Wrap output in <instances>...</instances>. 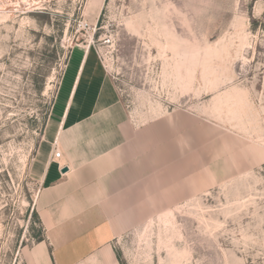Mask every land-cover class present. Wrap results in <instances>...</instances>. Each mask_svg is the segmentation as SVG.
<instances>
[{
	"label": "rangeland",
	"instance_id": "1",
	"mask_svg": "<svg viewBox=\"0 0 264 264\" xmlns=\"http://www.w3.org/2000/svg\"><path fill=\"white\" fill-rule=\"evenodd\" d=\"M88 45L134 124L189 127L186 179L114 241L120 263L264 264V0H0V264L43 238L31 164Z\"/></svg>",
	"mask_w": 264,
	"mask_h": 264
},
{
	"label": "crops",
	"instance_id": "2",
	"mask_svg": "<svg viewBox=\"0 0 264 264\" xmlns=\"http://www.w3.org/2000/svg\"><path fill=\"white\" fill-rule=\"evenodd\" d=\"M188 130L176 116L134 124L92 46L74 49L31 164L44 234L29 264H121L114 241L186 179Z\"/></svg>",
	"mask_w": 264,
	"mask_h": 264
},
{
	"label": "built area",
	"instance_id": "3",
	"mask_svg": "<svg viewBox=\"0 0 264 264\" xmlns=\"http://www.w3.org/2000/svg\"><path fill=\"white\" fill-rule=\"evenodd\" d=\"M62 156V153L59 149H57V147H55V153L53 155V159H60Z\"/></svg>",
	"mask_w": 264,
	"mask_h": 264
},
{
	"label": "water",
	"instance_id": "4",
	"mask_svg": "<svg viewBox=\"0 0 264 264\" xmlns=\"http://www.w3.org/2000/svg\"><path fill=\"white\" fill-rule=\"evenodd\" d=\"M65 172H67V169H64V170H63V173H65Z\"/></svg>",
	"mask_w": 264,
	"mask_h": 264
}]
</instances>
